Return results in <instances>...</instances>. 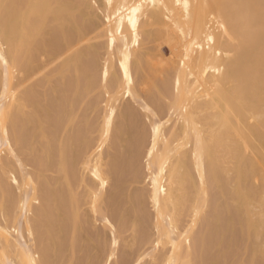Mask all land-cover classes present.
Masks as SVG:
<instances>
[{
  "label": "bare ground",
  "instance_id": "6f19581e",
  "mask_svg": "<svg viewBox=\"0 0 264 264\" xmlns=\"http://www.w3.org/2000/svg\"><path fill=\"white\" fill-rule=\"evenodd\" d=\"M92 6L96 9L91 11ZM78 15L101 21L105 45L99 81L104 99L97 138L94 147H89L92 150L85 145L87 153L81 160L82 171L93 181L84 192L86 213L95 219L101 216L105 183L101 150L113 130L115 109L127 95L140 101L132 67L139 61L144 37L173 34L180 51L167 119L161 121L148 112L150 143L145 167L153 211L152 245L165 249L152 264H193L190 238L208 205L209 183L220 188L227 184L239 229L251 242L249 261L239 264L264 260V0H0V149L5 146L16 156L12 144H19L20 137L13 128L14 112L26 120L36 116L34 134L39 142L47 140L44 120L37 116L41 112L35 110L34 102L28 103L18 86L35 73L46 76L40 60L55 52L47 32L48 18L55 23L62 44L58 74L64 76L73 67L78 77L82 52L78 46L88 38ZM90 85L87 81L85 90ZM28 105L32 110H27ZM172 116L174 122L165 131ZM16 159L21 186L14 211L15 234L8 223H0V262L44 264L28 215L33 200L38 199L36 187L27 167ZM10 172L15 178L14 169ZM63 179L71 192L68 176ZM72 193L69 196L74 200ZM53 202L54 217L63 216ZM74 210L79 214L78 208ZM21 220H25L27 236ZM232 220L233 226L236 222ZM49 223L44 226L54 248ZM114 234L110 255L117 243ZM217 239L214 244L220 247L221 239ZM13 244L16 263L8 257Z\"/></svg>",
  "mask_w": 264,
  "mask_h": 264
},
{
  "label": "rangeland",
  "instance_id": "374dc122",
  "mask_svg": "<svg viewBox=\"0 0 264 264\" xmlns=\"http://www.w3.org/2000/svg\"><path fill=\"white\" fill-rule=\"evenodd\" d=\"M95 9L92 6L89 10ZM77 19L85 25L88 33V38L86 36L78 46L82 51L77 64L78 77H75L73 67L64 76L58 74L62 60L58 59V54L62 44L55 23L48 18L47 32L55 52L40 60L46 76L35 73L19 83L21 94L28 103L34 102L35 110L41 112L37 116L44 120L48 138L39 142L41 140L34 134L38 125L36 116L26 120L14 112L13 128L20 143L12 144L16 156L5 146L0 149V223H8L11 234H15L14 211L21 186L18 157L31 173L36 187L38 199L33 200L28 215L36 244L44 253V264H152L165 249L161 245L156 248L152 245L153 211L147 197L145 167V153L150 143L148 112L156 114L161 121L167 119V101L171 96L180 44L173 34L158 39L144 37L139 61L132 67L140 101L127 95L115 109L113 130L101 150L105 183L101 216L95 219L91 212L86 213L88 204L84 203V192L93 181L82 171L81 160L87 153L83 149L87 146L86 150H92L97 138L104 99L99 81L105 45L99 19L81 15ZM22 57L19 54V58ZM87 81L91 85L85 90ZM32 107L28 105L27 110ZM174 117L165 124V131L171 128ZM12 169L15 178L11 175ZM65 175L71 192L63 179ZM227 192V184L221 188L211 183L208 185V205L190 238L193 264L249 261L251 242L239 229V216L229 204ZM53 199L63 216L54 217ZM74 208H78L79 214H74ZM231 218L234 224L236 222L233 226L229 222ZM183 220L186 223V217ZM47 221L52 222L49 226L51 234L55 235L54 248L46 234L44 224ZM21 229L27 236L25 220H21ZM112 232H115L117 243L112 245L114 252L110 255ZM217 238L221 239L220 247L215 246ZM16 255L13 244L8 251L9 260L16 263ZM253 264H264V260L258 258Z\"/></svg>",
  "mask_w": 264,
  "mask_h": 264
}]
</instances>
